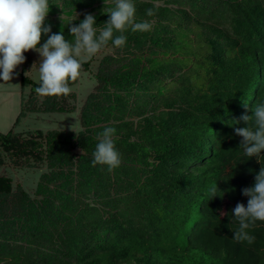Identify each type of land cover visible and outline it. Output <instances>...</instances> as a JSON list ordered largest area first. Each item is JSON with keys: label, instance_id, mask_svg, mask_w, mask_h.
<instances>
[{"label": "trees", "instance_id": "trees-1", "mask_svg": "<svg viewBox=\"0 0 264 264\" xmlns=\"http://www.w3.org/2000/svg\"><path fill=\"white\" fill-rule=\"evenodd\" d=\"M133 3L135 22L152 28L129 27L122 48L109 41L103 49L116 55L96 71L93 59L82 63L96 85L79 130L0 132V166L49 168L34 196L0 174V264H264V221L248 230L249 245L233 239L232 216L264 167V152L247 157L234 134L246 126L235 121L264 101V0ZM114 8L115 0H49L45 26L74 43L72 25L92 14L99 30ZM24 56L22 87L37 95L28 72L41 57ZM42 102L44 111L66 110L55 96ZM107 127L121 158L111 172L92 164Z\"/></svg>", "mask_w": 264, "mask_h": 264}, {"label": "clouds", "instance_id": "clouds-1", "mask_svg": "<svg viewBox=\"0 0 264 264\" xmlns=\"http://www.w3.org/2000/svg\"><path fill=\"white\" fill-rule=\"evenodd\" d=\"M135 11L133 0H115V8L110 10L108 20L99 30L94 27L95 17L85 14L78 26L69 28L75 38L74 43H69L62 33L48 35L51 26H45V18L49 12V0H0V81H10L14 69L24 63V53L34 50L41 57L40 86L34 89L35 93L39 97L68 96L72 91L70 83L80 77L82 63L107 47L109 41L114 47L122 48L127 40L124 33L129 27L133 32L151 30L149 22H135ZM147 15H154L153 10L149 9ZM114 32L119 34L114 35ZM42 34L48 38L37 47ZM244 107L247 109L248 105L244 104ZM251 112L252 115L245 113L235 121V124L242 121L246 126L235 127L234 134L242 138L240 146L247 157H258L264 152V101ZM249 121H254V127L248 126ZM115 131V128L107 127L99 133L93 153V166L106 165L109 172L121 164L115 148ZM217 192L216 184L209 189L211 198L217 196ZM241 194L248 197L247 206L238 202L232 210L233 219L238 223L233 239L250 245L255 237L248 230L257 221H264V167L255 176L254 185L243 188Z\"/></svg>", "mask_w": 264, "mask_h": 264}, {"label": "rangeland", "instance_id": "rangeland-1", "mask_svg": "<svg viewBox=\"0 0 264 264\" xmlns=\"http://www.w3.org/2000/svg\"><path fill=\"white\" fill-rule=\"evenodd\" d=\"M183 2V1H182ZM29 52H36L29 50ZM106 55H116L114 48L103 49L92 57L91 69L96 71L100 67V63ZM28 74L34 81L39 80V70L31 67ZM96 80L89 72H81L80 77L70 85L72 91L68 96L57 97L59 104L66 108L63 111H44L43 100L45 97H39L31 92L30 87H26L24 91L25 101L29 98L37 97L36 105H29L24 115L21 117L26 122L27 129L21 131L25 133L33 129H71L77 131L80 129L79 116L81 108L87 96L94 90ZM33 109V110H32ZM29 127V128H28ZM18 163V162H17ZM49 168L43 162L35 161H19L15 164L10 159L5 160V164L0 166V174H6L12 179L14 186L21 184L22 187L31 195L36 194L37 184L42 173L48 171Z\"/></svg>", "mask_w": 264, "mask_h": 264}, {"label": "crops", "instance_id": "crops-1", "mask_svg": "<svg viewBox=\"0 0 264 264\" xmlns=\"http://www.w3.org/2000/svg\"><path fill=\"white\" fill-rule=\"evenodd\" d=\"M23 63L18 65L13 72L12 79L8 82L0 81V132H21L27 129L26 122L22 118L17 120L25 101L21 81ZM25 128V129H24Z\"/></svg>", "mask_w": 264, "mask_h": 264}]
</instances>
